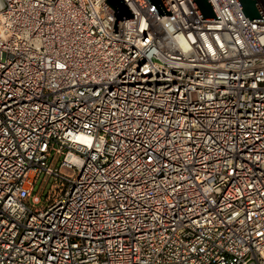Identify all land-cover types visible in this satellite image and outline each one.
Returning a JSON list of instances; mask_svg holds the SVG:
<instances>
[{
	"label": "built area",
	"instance_id": "built-area-1",
	"mask_svg": "<svg viewBox=\"0 0 264 264\" xmlns=\"http://www.w3.org/2000/svg\"><path fill=\"white\" fill-rule=\"evenodd\" d=\"M209 1L0 0V264H264V21Z\"/></svg>",
	"mask_w": 264,
	"mask_h": 264
},
{
	"label": "water",
	"instance_id": "water-1",
	"mask_svg": "<svg viewBox=\"0 0 264 264\" xmlns=\"http://www.w3.org/2000/svg\"><path fill=\"white\" fill-rule=\"evenodd\" d=\"M201 20H220L209 0H190ZM157 14L160 16H171L164 0H148ZM242 14L252 22L264 21L256 0H236ZM106 3L115 11L112 33H117V22L133 19V14L125 4L124 0H106Z\"/></svg>",
	"mask_w": 264,
	"mask_h": 264
}]
</instances>
